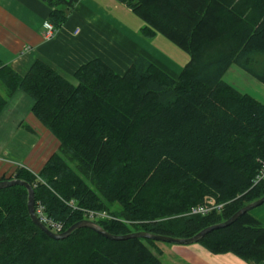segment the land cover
Returning a JSON list of instances; mask_svg holds the SVG:
<instances>
[{"label": "trees", "instance_id": "trees-1", "mask_svg": "<svg viewBox=\"0 0 264 264\" xmlns=\"http://www.w3.org/2000/svg\"><path fill=\"white\" fill-rule=\"evenodd\" d=\"M39 1L57 30L78 0ZM116 1L142 21L143 38L161 35L188 60L173 77L142 55L122 73L93 58L74 71L75 84L42 60L23 74L0 60V112L21 90L59 141L37 174L17 167L0 180L28 182L34 206L62 231L85 209L113 216L94 220L111 234L189 238L264 196V181L253 182L264 161V103L222 79L236 64L264 83V0ZM206 197L222 207L188 214ZM197 243L264 263V224L250 211ZM160 254L153 240L88 228L50 238L28 216L26 188L0 189V264H162Z\"/></svg>", "mask_w": 264, "mask_h": 264}, {"label": "crops", "instance_id": "crops-1", "mask_svg": "<svg viewBox=\"0 0 264 264\" xmlns=\"http://www.w3.org/2000/svg\"><path fill=\"white\" fill-rule=\"evenodd\" d=\"M48 12L39 0H0V60L20 74L42 60L75 84L74 71L93 58L121 73L137 55L173 75L181 69L139 35L141 26L137 33L126 26L134 15L116 0H78L47 40L43 32ZM31 105L32 99L16 90L0 112V177L17 167L37 174L58 149L59 141L32 114ZM250 214L264 224V213ZM162 243L156 242L162 264H253L233 253H211L197 242Z\"/></svg>", "mask_w": 264, "mask_h": 264}, {"label": "water", "instance_id": "water-1", "mask_svg": "<svg viewBox=\"0 0 264 264\" xmlns=\"http://www.w3.org/2000/svg\"><path fill=\"white\" fill-rule=\"evenodd\" d=\"M14 185H19L23 186L27 190V212L30 220L42 231L44 234H46L48 237L53 238V239H63L69 236L74 230L78 228H88L91 229L92 231L96 232L97 234L110 239V240H125L128 238H142V239H149L153 240L155 242H163V243H175V244H191V243H196L202 236H204L206 233L223 228L225 226H228L231 224L233 221H235L241 214L244 212L250 211L251 209L261 205L264 203V196L260 197L259 199L243 206L239 210H237L235 213H233L228 219H226L223 222L217 223L210 225L208 227L203 228L199 232H197L195 235L189 237V238H176V237H170V236H165V235H159V234H154L151 232H146V231H134L130 232L128 234H123V235H115L111 234L107 231H105L103 228H101L98 224H96L94 221L88 220V219H82L79 220L73 224H71L66 230L59 232V233H54L50 231L35 215L34 213V192L30 184L24 180L18 179V178H13V179H5V180H0V189L9 187V186H14Z\"/></svg>", "mask_w": 264, "mask_h": 264}, {"label": "rangeland", "instance_id": "rangeland-1", "mask_svg": "<svg viewBox=\"0 0 264 264\" xmlns=\"http://www.w3.org/2000/svg\"><path fill=\"white\" fill-rule=\"evenodd\" d=\"M127 21H129L130 24H127L126 26L129 29H132L131 31L134 33L137 31L136 29L138 28V26L143 25L142 21L138 19L137 17H135V15L133 16V18ZM134 27H136L135 30H134ZM147 42H149L156 51H159L167 59H169L170 64L174 63L182 67L183 64L188 60V55L185 52H183L181 49L176 47L174 44L169 42L167 39H165L161 35L157 34L154 38L148 39ZM172 76L176 77V75H173V74ZM222 79L224 82L231 85L238 92L246 93L250 95L251 97H253L254 99H256L257 101L264 103V83L257 80L254 76L247 73L245 70H243L238 65L231 64L228 67V69L225 71V73L223 74ZM0 93L3 94V90L1 87H0ZM111 210L118 212L120 209H119V206L116 203H114L111 206ZM256 212L264 213V203L250 210V213H256Z\"/></svg>", "mask_w": 264, "mask_h": 264}, {"label": "built area", "instance_id": "built-area-1", "mask_svg": "<svg viewBox=\"0 0 264 264\" xmlns=\"http://www.w3.org/2000/svg\"><path fill=\"white\" fill-rule=\"evenodd\" d=\"M56 32L54 26L49 23H44V32L43 38L44 39H51ZM12 175V174H11ZM264 181V161H261L259 164L258 171L254 177L253 182L258 183ZM223 204L217 203L211 197H206L201 204L195 205L190 208L188 214L193 215H203L212 210H219ZM34 213L36 217L52 232L59 233L63 230V224L59 221L53 220L52 218L46 216L44 212V206L40 203H37L34 206ZM84 215L86 219L94 221L95 219L99 218H113V216L108 215L105 211H94V210H85Z\"/></svg>", "mask_w": 264, "mask_h": 264}]
</instances>
